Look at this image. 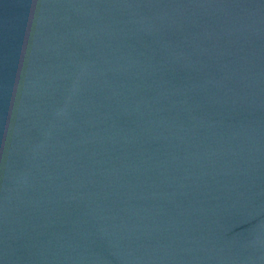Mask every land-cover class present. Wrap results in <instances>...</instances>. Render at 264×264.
I'll return each mask as SVG.
<instances>
[{
  "label": "water",
  "instance_id": "obj_1",
  "mask_svg": "<svg viewBox=\"0 0 264 264\" xmlns=\"http://www.w3.org/2000/svg\"><path fill=\"white\" fill-rule=\"evenodd\" d=\"M0 264H264V0H0Z\"/></svg>",
  "mask_w": 264,
  "mask_h": 264
}]
</instances>
